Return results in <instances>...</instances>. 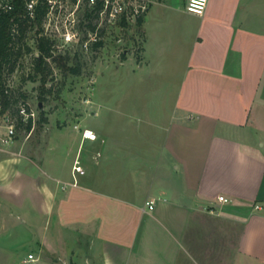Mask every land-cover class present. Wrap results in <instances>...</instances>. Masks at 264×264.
Wrapping results in <instances>:
<instances>
[{
  "label": "crops",
  "instance_id": "obj_1",
  "mask_svg": "<svg viewBox=\"0 0 264 264\" xmlns=\"http://www.w3.org/2000/svg\"><path fill=\"white\" fill-rule=\"evenodd\" d=\"M183 2L172 21L162 0L141 19L132 70L158 93L126 109L93 103L111 127L75 136L82 174L74 159L66 176L29 164L30 190L17 193L27 162L16 180L0 165V212L77 238L78 264H264V0H208L202 15Z\"/></svg>",
  "mask_w": 264,
  "mask_h": 264
},
{
  "label": "rangeland",
  "instance_id": "obj_2",
  "mask_svg": "<svg viewBox=\"0 0 264 264\" xmlns=\"http://www.w3.org/2000/svg\"><path fill=\"white\" fill-rule=\"evenodd\" d=\"M162 2V17L165 21L177 18L174 7L184 3L183 0ZM115 32L112 34L115 37L111 36L100 48L89 54L73 55L67 51L66 54L52 56L50 71L44 83L45 89L50 90L45 93L40 89L42 75L33 70L31 65L36 63L34 49L30 47L33 30L28 29L23 39L16 43L15 49L20 52L12 60L13 89L37 109L36 120L30 129L22 130L8 150L0 151V165L5 163L8 169L6 176L14 180L15 176H23L15 183L17 193L30 190L29 164L40 169L39 166L50 163L66 176L78 148L79 138L75 136L80 134L84 126L94 129L102 120L104 129H110V121H103L105 112L93 103L110 102V99L116 98L119 99L120 107L126 109L128 100H142L157 95V78L147 77L139 67L132 70L133 64L141 59L144 42L142 22L118 27ZM74 67H79L78 72L71 70ZM95 111L100 112L98 116L94 115ZM62 135L65 139L60 142ZM49 148L52 150L47 152ZM85 149L82 150L83 154ZM44 155L46 159L43 162ZM19 158L27 163L20 168L23 174L16 173L13 176L14 165ZM5 160L11 161L7 163ZM7 187L14 192V186ZM46 225H49V220L46 222L45 217L24 216L20 212L6 217L4 212H0V264H78L77 238H68L67 235L62 239L61 234H49ZM231 237L229 241H232ZM29 253L36 259L24 263L23 259Z\"/></svg>",
  "mask_w": 264,
  "mask_h": 264
},
{
  "label": "built area",
  "instance_id": "obj_3",
  "mask_svg": "<svg viewBox=\"0 0 264 264\" xmlns=\"http://www.w3.org/2000/svg\"><path fill=\"white\" fill-rule=\"evenodd\" d=\"M17 0H0V17L10 13ZM208 0H187L186 10L202 15ZM153 0H24L23 11L18 15L11 28V36L16 40L20 36L19 22L25 24L26 31L33 30L30 47L34 56H42L50 66L55 54L72 53L73 55L89 54L104 44L117 28H124L139 23L149 11ZM116 33V32H115ZM40 38H44L47 51L42 52ZM58 53L55 52L57 50ZM33 53V51H32ZM35 70L36 63H32ZM9 63L0 65V151H6L18 139L20 132L26 130L31 121L34 124L37 109L24 100L13 89V75ZM75 127L81 129L78 125ZM82 138L94 139L91 128L81 129ZM84 172L78 157L72 165L73 177ZM218 201L224 203L231 199L219 195ZM153 200H149L152 208ZM258 207V205H256ZM32 253L25 261H34Z\"/></svg>",
  "mask_w": 264,
  "mask_h": 264
},
{
  "label": "trees",
  "instance_id": "obj_4",
  "mask_svg": "<svg viewBox=\"0 0 264 264\" xmlns=\"http://www.w3.org/2000/svg\"><path fill=\"white\" fill-rule=\"evenodd\" d=\"M23 1L24 0H17L15 8L8 14H5L0 17V65L3 62L9 63L10 69H13L12 65L13 63V56L15 54H19L20 50L15 49L16 43L23 39L24 34L26 33V25L22 22H19L20 27V36L13 40L11 36V28L14 21L18 20V15L23 11ZM141 22V19L139 20ZM45 40L44 38H40L39 46L42 52H46V46H45ZM13 60V61H12ZM72 71L78 72L79 67L71 68ZM35 71L40 72L42 77V84H41V92L45 93V91L50 90V88L45 89L44 83L46 82L47 74L50 71V67L46 62H44V59L42 56L36 58V65H35ZM31 127V121L27 124L26 130H29Z\"/></svg>",
  "mask_w": 264,
  "mask_h": 264
}]
</instances>
